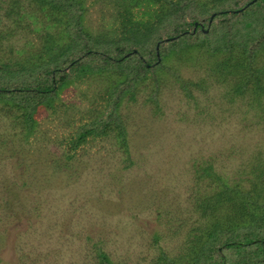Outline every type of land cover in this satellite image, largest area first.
<instances>
[{
  "label": "rangeland",
  "instance_id": "1",
  "mask_svg": "<svg viewBox=\"0 0 264 264\" xmlns=\"http://www.w3.org/2000/svg\"><path fill=\"white\" fill-rule=\"evenodd\" d=\"M41 3L0 0V65L8 61L13 69L25 68L35 60L25 57L43 52L48 34L63 37L64 12ZM82 4L84 31L106 38L117 37L124 15L126 27H158L169 9L168 0ZM237 15L244 18V10ZM223 58L210 56L205 46L186 50L166 61L158 81L137 83L134 99L126 92L116 113L126 125L127 145L111 125L110 135L90 139L74 156L64 154L71 152L67 140L80 123L108 110L105 96L121 78L117 68L92 71L56 91L51 105L35 114L32 128L26 127L23 109L0 105V216L6 206L13 213L0 217V264H99L94 243L112 261L148 264L159 251L151 240L163 217L156 216L159 211L180 213L175 217L185 235L190 227L197 231L204 225L203 232L211 225L193 210L196 191L188 188L193 166L213 161L214 171L230 184L249 189V179L264 165V109L252 103L251 92L224 97L225 82L213 70ZM219 66L218 74L227 77ZM254 66H264V52ZM200 78L203 89L196 83ZM208 183H200L199 192H206ZM185 235L178 250L187 249Z\"/></svg>",
  "mask_w": 264,
  "mask_h": 264
},
{
  "label": "trees",
  "instance_id": "2",
  "mask_svg": "<svg viewBox=\"0 0 264 264\" xmlns=\"http://www.w3.org/2000/svg\"><path fill=\"white\" fill-rule=\"evenodd\" d=\"M40 1V7L48 2L57 11L64 12L65 16L60 21L65 24L63 37L58 38L56 33L48 34L43 52L36 58L25 57L35 59L33 64L31 61L28 63L29 67L13 69L8 61L0 65V105L9 103L23 109V117L27 121L25 125L32 128L38 110L50 106V97L77 77L109 68H117L114 71L121 76L105 96L109 108L102 111L106 113L81 122L69 136L67 144L71 152L65 151L66 156H74L77 147L90 139L110 135L111 125L115 126L113 131L127 145L126 125L116 113L124 94L131 93L130 98L134 99L137 83L149 79L158 81V72L167 67V60L195 47L201 50L205 46L213 57L224 56L221 61L215 60L213 65L216 79L225 82L224 97L229 95L232 100L235 96L243 97L251 92L252 103L264 109V66H254L257 56L264 52V0L253 3L243 0L244 3L237 8L231 7V4H237L239 0H168L169 9L164 18H160L158 27H126L127 15L122 14L120 33L109 38L92 36L84 31L81 26L83 0ZM243 10L245 17L240 18L237 14ZM13 11L20 13V9ZM206 14L209 15L205 19L207 22L201 20ZM57 19L60 20V17ZM215 19L226 21L214 22ZM195 23H198L197 26ZM219 64L224 65L222 70L228 78L221 70L218 74L216 68L220 67ZM196 83L201 89L205 86L204 78ZM8 111L11 112L10 109ZM206 162V166L198 163L193 166V182L188 188L193 193L196 191L193 210L198 212V218L206 220V224L211 221V225L203 232L204 225L198 226L197 231H192L190 227L185 235V230H180V218L175 217L180 213L166 209L159 211L156 216L163 217L155 236L151 237L159 251L153 254L148 264H264V165H259L256 177L249 179L250 188L244 189L238 187L236 181L230 184L229 180L214 171L213 161ZM205 180L209 182L205 187L208 190L199 192L200 183ZM2 212H5L1 214L4 219L13 216L12 209L7 206ZM184 219L186 222L185 215ZM182 232L185 235L182 244L187 249L178 250ZM93 245L99 264H122L109 259L96 243ZM189 248L192 250L188 252ZM229 253L235 254L236 259L228 257Z\"/></svg>",
  "mask_w": 264,
  "mask_h": 264
},
{
  "label": "clouds",
  "instance_id": "3",
  "mask_svg": "<svg viewBox=\"0 0 264 264\" xmlns=\"http://www.w3.org/2000/svg\"><path fill=\"white\" fill-rule=\"evenodd\" d=\"M243 9V8H242ZM84 17V16H83ZM82 20V19H81ZM198 23H195V26H197ZM195 28V27H194ZM201 29H204L206 32L208 31L207 29H205L204 27H201ZM157 46V45H156ZM156 51H158V46L156 47ZM158 54V52H157Z\"/></svg>",
  "mask_w": 264,
  "mask_h": 264
},
{
  "label": "water",
  "instance_id": "4",
  "mask_svg": "<svg viewBox=\"0 0 264 264\" xmlns=\"http://www.w3.org/2000/svg\"><path fill=\"white\" fill-rule=\"evenodd\" d=\"M254 1H256V0H251V3H253ZM211 19H212V18H211ZM211 19H210V20H211ZM157 46H158V45H157ZM157 46H156V47H157Z\"/></svg>",
  "mask_w": 264,
  "mask_h": 264
}]
</instances>
